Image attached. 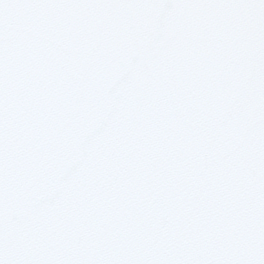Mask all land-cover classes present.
<instances>
[{
	"label": "water",
	"instance_id": "95a60500",
	"mask_svg": "<svg viewBox=\"0 0 264 264\" xmlns=\"http://www.w3.org/2000/svg\"><path fill=\"white\" fill-rule=\"evenodd\" d=\"M0 264H264V0H0Z\"/></svg>",
	"mask_w": 264,
	"mask_h": 264
}]
</instances>
